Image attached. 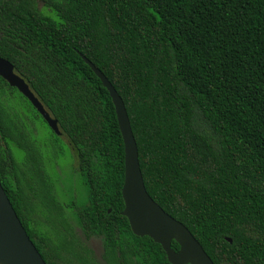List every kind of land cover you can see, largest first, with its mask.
<instances>
[{"label": "trees", "instance_id": "16d2710c", "mask_svg": "<svg viewBox=\"0 0 264 264\" xmlns=\"http://www.w3.org/2000/svg\"><path fill=\"white\" fill-rule=\"evenodd\" d=\"M80 54L125 104L151 198L214 264H264V0H0V57L58 122L89 187L85 239L103 241L105 264H170L122 216L116 109ZM26 118L45 123L0 77V182L47 264H91L57 227H31L32 199L55 200Z\"/></svg>", "mask_w": 264, "mask_h": 264}, {"label": "water", "instance_id": "95a60500", "mask_svg": "<svg viewBox=\"0 0 264 264\" xmlns=\"http://www.w3.org/2000/svg\"><path fill=\"white\" fill-rule=\"evenodd\" d=\"M80 57L108 90L116 109L125 146V178L122 188L125 209L122 216L128 219L133 234L140 238L148 237L159 244L170 264H214L188 228L167 214L147 192L125 104L106 76L85 56L80 54ZM0 77L32 104L56 135L61 134L58 122L50 116L26 82L15 73L14 66L1 57ZM173 242L179 245L178 252L172 249ZM0 264H47L28 236L1 182Z\"/></svg>", "mask_w": 264, "mask_h": 264}, {"label": "rangeland", "instance_id": "374dc122", "mask_svg": "<svg viewBox=\"0 0 264 264\" xmlns=\"http://www.w3.org/2000/svg\"><path fill=\"white\" fill-rule=\"evenodd\" d=\"M11 107L18 112L28 109L22 104H12ZM34 122V137L44 145L41 151L45 158L46 172L53 184L55 204L43 205L40 200L32 199L35 213L31 227L47 238L57 235L53 230L57 227V231L63 232L69 240L75 242L77 249L91 264H105L102 257L103 241L100 239L87 241L78 225L77 210L90 205V190L79 171L75 151L65 135L54 136L50 128L39 118ZM14 154L19 162L23 161L22 151L14 148ZM53 222H57L55 226ZM64 223L69 225L68 232L63 228Z\"/></svg>", "mask_w": 264, "mask_h": 264}, {"label": "flooded vegetation", "instance_id": "af4514ba", "mask_svg": "<svg viewBox=\"0 0 264 264\" xmlns=\"http://www.w3.org/2000/svg\"><path fill=\"white\" fill-rule=\"evenodd\" d=\"M4 99V97H3ZM32 105V104H31ZM34 108V107H33ZM35 109V108H34ZM35 111L37 112V110L35 109ZM41 116V115H40ZM42 117V116H41ZM44 120V119H43ZM35 121V120H34ZM33 120L26 118L25 122L27 125V133L30 136L31 139L35 140L36 143L39 145L40 148H42V146H44L42 143H40L39 141H37V139L34 137L35 136V130H34V122ZM45 121V120H44ZM45 124L48 126V124L45 122ZM49 127V126H48ZM50 128V127H49ZM51 132L54 133V131H52V129L50 128ZM33 133V134H32ZM55 134V133H54ZM56 135V134H55ZM56 136H62V134L60 135H56ZM42 150V149H41ZM44 162H45V158H44Z\"/></svg>", "mask_w": 264, "mask_h": 264}]
</instances>
